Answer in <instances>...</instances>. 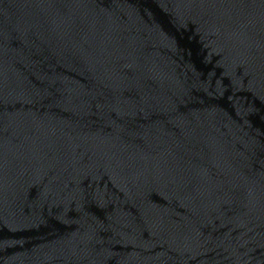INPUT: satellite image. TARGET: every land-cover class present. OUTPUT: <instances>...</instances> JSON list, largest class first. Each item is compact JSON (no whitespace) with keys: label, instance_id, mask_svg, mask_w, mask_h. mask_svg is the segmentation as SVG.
<instances>
[{"label":"water","instance_id":"95a60500","mask_svg":"<svg viewBox=\"0 0 264 264\" xmlns=\"http://www.w3.org/2000/svg\"><path fill=\"white\" fill-rule=\"evenodd\" d=\"M0 264H264V0H0Z\"/></svg>","mask_w":264,"mask_h":264}]
</instances>
